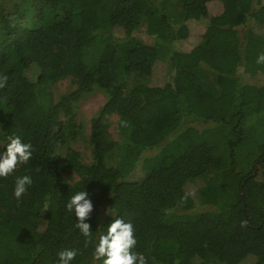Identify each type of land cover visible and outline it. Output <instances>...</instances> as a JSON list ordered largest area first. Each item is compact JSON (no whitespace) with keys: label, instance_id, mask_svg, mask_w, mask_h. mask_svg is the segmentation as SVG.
<instances>
[{"label":"trees","instance_id":"16d2710c","mask_svg":"<svg viewBox=\"0 0 264 264\" xmlns=\"http://www.w3.org/2000/svg\"><path fill=\"white\" fill-rule=\"evenodd\" d=\"M173 1L0 0V148L11 135L32 144L29 161L0 177V264H57L73 247L71 264H100L65 207L84 188L93 237L107 208L132 222L147 264H264V0H176L180 12ZM191 21L202 27L194 43ZM68 77L75 88L56 98ZM95 89L106 102L84 162L69 143L84 133L76 103ZM108 114L126 139L115 165ZM25 174L33 183L17 199Z\"/></svg>","mask_w":264,"mask_h":264},{"label":"clouds","instance_id":"9594fccd","mask_svg":"<svg viewBox=\"0 0 264 264\" xmlns=\"http://www.w3.org/2000/svg\"><path fill=\"white\" fill-rule=\"evenodd\" d=\"M257 63H264V53L257 56ZM7 143L0 151V177L7 176L17 166V163L26 164L32 156V144L22 142L19 135H11L5 138ZM33 183L32 176L25 174L17 176L13 195L19 199L26 187ZM93 193L85 188L74 191L66 201L65 207L74 213L76 227L85 238L94 241L92 260L100 261V264H147L144 253L136 251L137 238L134 235V227L130 220L105 209V215L110 216L104 229L95 237L92 235L91 224L88 220L93 211ZM47 207V205H45ZM76 248H64L57 253V264H71L76 257Z\"/></svg>","mask_w":264,"mask_h":264},{"label":"rangeland","instance_id":"374dc122","mask_svg":"<svg viewBox=\"0 0 264 264\" xmlns=\"http://www.w3.org/2000/svg\"><path fill=\"white\" fill-rule=\"evenodd\" d=\"M172 8H175L179 10L181 9L180 5H177L176 0L172 2ZM213 8V7H212ZM190 30L192 33L191 40L189 42H196L199 38V35L201 33L202 27L198 25L197 22L191 21L190 23ZM180 43L176 46L179 47ZM189 46L185 43H182V45L179 47L181 50H187ZM163 59H167V55H164ZM165 61V60H164ZM164 61H160L158 63V70L161 73V80H164V76L166 74L165 72V64ZM141 78L137 76H132L129 78L128 82L129 84L133 85L135 82L140 81ZM207 85L212 86L211 83H215V80L213 76L211 75L206 82ZM75 88V84L71 80V78H63L60 81H58L55 85L52 86V91L54 92L55 97H59L60 95L67 93ZM106 102V98L103 94V92L99 89H95L93 92L85 95L80 101L76 103V111L78 114V121L83 126V137L80 139H77L75 141H71L69 143V146L76 148L82 153L83 161L89 162L91 159V150L87 143V138L90 134V126H91V120L93 117L97 116L100 109ZM105 123L107 125V132L109 136L116 141V146L108 153L106 157V161L109 165H115L118 163L120 159H122L125 156V145H126V139L124 136L120 133L118 128V117L115 114H108L105 117ZM263 136V133H256V134H250L247 136V143L248 145L245 147L243 153H240L239 157H241V163L242 166L247 165L250 158H247L249 156V152L253 150L255 144L261 140ZM84 138V139H83ZM254 144V146L250 147V144ZM67 149V146H62L61 151L64 152ZM3 148H0V151H2ZM67 176V175H66ZM218 177L213 175V173H210L209 176H200L195 178V183L197 184V187L203 188L209 183H213L214 179L216 180ZM70 181L77 180L78 175L72 174L71 177L68 178ZM217 264H220L219 262H216Z\"/></svg>","mask_w":264,"mask_h":264}]
</instances>
